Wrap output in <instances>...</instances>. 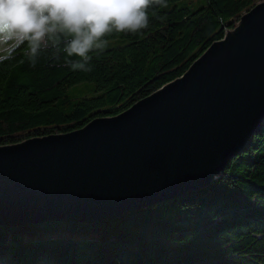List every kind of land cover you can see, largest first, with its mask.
<instances>
[{
    "label": "trees",
    "instance_id": "1",
    "mask_svg": "<svg viewBox=\"0 0 264 264\" xmlns=\"http://www.w3.org/2000/svg\"><path fill=\"white\" fill-rule=\"evenodd\" d=\"M264 0H257L262 2ZM253 0H167L148 10L142 35L115 32L121 45L93 52L91 72L65 49L73 38L48 33L35 54L29 41L0 57V146L66 134L95 118L115 116L180 77L231 29ZM90 85V96H71ZM94 227L95 238H32L35 226ZM79 245L90 264H264V122L249 149L207 188L113 220L0 226V253L12 264H77ZM0 254V255H1ZM3 263V262H2ZM3 264H7L6 262Z\"/></svg>",
    "mask_w": 264,
    "mask_h": 264
},
{
    "label": "water",
    "instance_id": "2",
    "mask_svg": "<svg viewBox=\"0 0 264 264\" xmlns=\"http://www.w3.org/2000/svg\"><path fill=\"white\" fill-rule=\"evenodd\" d=\"M263 122L264 1L125 111L0 146V226L113 220L207 188Z\"/></svg>",
    "mask_w": 264,
    "mask_h": 264
},
{
    "label": "clouds",
    "instance_id": "3",
    "mask_svg": "<svg viewBox=\"0 0 264 264\" xmlns=\"http://www.w3.org/2000/svg\"><path fill=\"white\" fill-rule=\"evenodd\" d=\"M167 0H0V40L29 41L31 52L48 33L73 38L65 51L81 60L73 70L91 72L93 52H103L104 37L115 32L142 35L150 26L148 10Z\"/></svg>",
    "mask_w": 264,
    "mask_h": 264
},
{
    "label": "rangeland",
    "instance_id": "4",
    "mask_svg": "<svg viewBox=\"0 0 264 264\" xmlns=\"http://www.w3.org/2000/svg\"><path fill=\"white\" fill-rule=\"evenodd\" d=\"M196 1V0H192ZM256 2L257 0H253ZM259 2H256V4ZM16 42H8L6 39L0 40V57H4L8 54V52L16 46ZM122 42L120 40H110L107 41L105 48H111L115 46L121 45ZM90 85H87V87L83 85H78L69 90V94L71 96H90L89 94ZM26 233L32 238L35 239H43L47 237H75L79 240H85L86 238H95L97 236V230L94 227L86 228V229H71L69 227L63 226V225H52V226H35L32 229L26 230ZM87 251V248L84 246L79 245L78 255H77V264H90L89 258L86 257L85 252ZM1 254V253H0ZM0 257L5 258L6 255L1 254ZM12 264L9 263L7 260H0V264L3 263ZM35 264H56L51 258L48 256H40L37 258Z\"/></svg>",
    "mask_w": 264,
    "mask_h": 264
}]
</instances>
